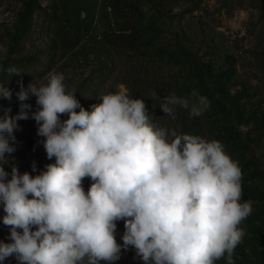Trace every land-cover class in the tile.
I'll return each instance as SVG.
<instances>
[{"label": "clouds", "instance_id": "clouds-1", "mask_svg": "<svg viewBox=\"0 0 264 264\" xmlns=\"http://www.w3.org/2000/svg\"><path fill=\"white\" fill-rule=\"evenodd\" d=\"M6 71L19 73L11 66ZM12 95L0 83V99ZM15 95L20 110L0 115V208L10 226L9 242L0 240V264L9 257L17 264H114L130 246L144 264H216L222 258L235 264L252 202L242 200V170L220 141L158 126L145 101L123 85L90 111L56 71L47 83L21 84ZM191 95V102L168 95L159 106L168 115L179 105L200 116L209 101L195 90ZM32 96L38 107L30 112L25 101ZM30 115L47 158L55 161L34 176L15 166L9 173L14 130ZM85 177L92 181L87 191Z\"/></svg>", "mask_w": 264, "mask_h": 264}, {"label": "rangeland", "instance_id": "rangeland-1", "mask_svg": "<svg viewBox=\"0 0 264 264\" xmlns=\"http://www.w3.org/2000/svg\"><path fill=\"white\" fill-rule=\"evenodd\" d=\"M10 66L19 73L7 72ZM51 71L65 75L89 111L123 85L158 126L220 141L242 170V200L252 202L235 264H264V0H0V83L13 93L0 99V115L7 108L15 115L21 84L47 83ZM194 90L209 101L200 116L179 105L168 115L159 106L171 94L191 102ZM25 103L30 112L38 107L35 96ZM18 125L5 170L34 176L55 158H47L31 115ZM91 182L83 179L85 191ZM4 214L0 208V240L9 242ZM124 231L118 221V243ZM134 250H122L114 264H144Z\"/></svg>", "mask_w": 264, "mask_h": 264}, {"label": "trees", "instance_id": "trees-1", "mask_svg": "<svg viewBox=\"0 0 264 264\" xmlns=\"http://www.w3.org/2000/svg\"><path fill=\"white\" fill-rule=\"evenodd\" d=\"M58 12H59V6H58V4H56V6H55L56 19H57V20H60V17L57 15Z\"/></svg>", "mask_w": 264, "mask_h": 264}, {"label": "bare ground", "instance_id": "bare-ground-1", "mask_svg": "<svg viewBox=\"0 0 264 264\" xmlns=\"http://www.w3.org/2000/svg\"><path fill=\"white\" fill-rule=\"evenodd\" d=\"M134 252H135V250H134ZM136 258L138 259V261H142L139 257L136 256Z\"/></svg>", "mask_w": 264, "mask_h": 264}]
</instances>
